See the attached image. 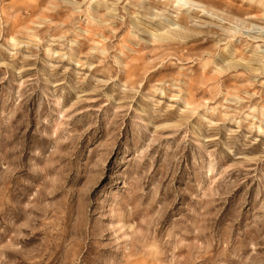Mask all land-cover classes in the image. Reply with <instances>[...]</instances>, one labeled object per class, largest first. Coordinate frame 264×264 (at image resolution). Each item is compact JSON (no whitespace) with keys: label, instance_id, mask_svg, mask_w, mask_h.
<instances>
[{"label":"rangeland","instance_id":"obj_1","mask_svg":"<svg viewBox=\"0 0 264 264\" xmlns=\"http://www.w3.org/2000/svg\"><path fill=\"white\" fill-rule=\"evenodd\" d=\"M0 264H264V0H0Z\"/></svg>","mask_w":264,"mask_h":264}]
</instances>
